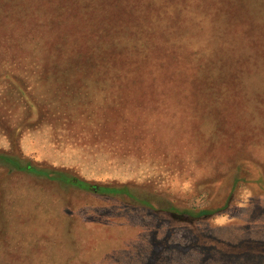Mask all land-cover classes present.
<instances>
[{
  "label": "rangeland",
  "instance_id": "374dc122",
  "mask_svg": "<svg viewBox=\"0 0 264 264\" xmlns=\"http://www.w3.org/2000/svg\"><path fill=\"white\" fill-rule=\"evenodd\" d=\"M0 151L114 189L0 159V264H264V0H0Z\"/></svg>",
  "mask_w": 264,
  "mask_h": 264
},
{
  "label": "trees",
  "instance_id": "16d2710c",
  "mask_svg": "<svg viewBox=\"0 0 264 264\" xmlns=\"http://www.w3.org/2000/svg\"><path fill=\"white\" fill-rule=\"evenodd\" d=\"M19 93L21 97L23 98L24 102L26 103L28 109L34 113V111L36 110V107L34 106L33 100L31 99L29 94L21 88H19ZM0 159L9 163L13 167V169L17 171L33 173V174L45 177L49 180L62 181L64 183H69V184L78 186L79 188H82L88 191L99 192L103 189L106 191L114 190V189H110L104 186H97V185L91 184L86 180H83V179H80L74 176H69L66 174V172H62L61 170H58V169H52L50 167L48 168L41 167L39 166L38 162L33 161L30 158L26 160V158L22 156L18 157L14 155L12 152L9 153L5 151L4 152L0 151ZM24 160H26V162H23Z\"/></svg>",
  "mask_w": 264,
  "mask_h": 264
}]
</instances>
